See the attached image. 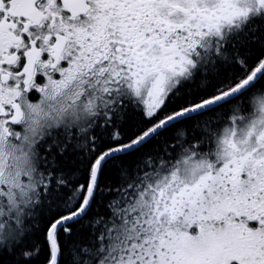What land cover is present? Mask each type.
<instances>
[{
    "label": "snow or ice",
    "instance_id": "obj_1",
    "mask_svg": "<svg viewBox=\"0 0 264 264\" xmlns=\"http://www.w3.org/2000/svg\"><path fill=\"white\" fill-rule=\"evenodd\" d=\"M0 264H264V0H0Z\"/></svg>",
    "mask_w": 264,
    "mask_h": 264
}]
</instances>
